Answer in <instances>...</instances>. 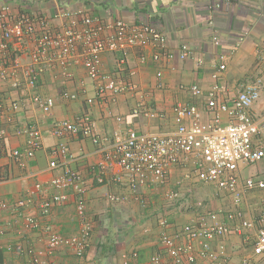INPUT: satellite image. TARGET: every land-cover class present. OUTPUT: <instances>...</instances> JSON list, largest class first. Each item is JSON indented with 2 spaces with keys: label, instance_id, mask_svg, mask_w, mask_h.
I'll list each match as a JSON object with an SVG mask.
<instances>
[{
  "label": "crops",
  "instance_id": "crops-1",
  "mask_svg": "<svg viewBox=\"0 0 264 264\" xmlns=\"http://www.w3.org/2000/svg\"><path fill=\"white\" fill-rule=\"evenodd\" d=\"M1 5L8 6L14 16L45 18L51 30H60L71 19L80 28L83 16L103 25L121 20L136 26L147 20L165 35L172 56L154 46H128L125 39L116 50L104 51L100 75L134 84L115 94L105 91L97 95L104 79H92L80 62L45 71L35 90L13 88L8 80L0 79V264H123L122 254L127 264H162L169 260L160 243L162 233L188 248V237L181 229L186 224L197 225L201 218L209 223L211 212L219 213V219L231 228L262 213L264 187L243 190L239 184L241 201L235 204L232 194H216L213 185L201 183L191 166H173L164 181L141 184L132 191L120 167L104 161L99 149L103 144H94L78 133L55 136L52 130L55 122L73 121L87 113L94 133L108 137L109 143L114 133L124 138L128 128L142 133L167 132L175 129L171 111L175 104L190 105L202 121L212 122L217 116L219 123H226V112L207 110L204 94L213 85L212 73L220 64L225 66L216 80L225 88L218 93L220 102L231 105L240 82L255 76L264 82V63L260 60L264 51V0H0ZM182 45L187 46L189 55L183 60L179 59ZM32 46L33 41L27 39L21 53L24 63L29 61L27 52ZM156 53L158 60L153 59ZM192 85L200 88L201 96L191 93ZM64 91L76 97H63ZM46 97L54 101L47 113L38 106ZM12 103L18 108L12 109ZM138 104L163 112L165 118L133 113ZM252 115L264 122V86ZM30 126L41 133L40 148L29 158L12 156L13 150L27 147L23 130ZM260 141L264 149V133ZM60 143L66 148L64 155L58 152ZM51 161L56 162L55 168L49 167ZM244 166L237 171L241 181L252 176L264 182V158L248 169ZM65 168L78 171L85 180L84 222L77 213V195L71 189H67L63 202L51 203L48 211L41 212L38 207L55 192L50 180ZM36 184L42 188L36 191ZM167 191H177L179 199L169 201ZM110 196L120 199L112 201ZM21 199L28 200L27 205H18ZM236 209L242 216L228 221L225 214ZM29 217L35 227L26 221ZM162 218L165 225L160 224ZM85 222L90 234L81 256L65 246L47 248L51 231L81 236ZM254 240L255 230L242 228L241 233L215 238L211 249L218 252L221 264H240L244 259L248 264H264L263 256L252 252ZM190 249L197 264L206 261L198 255L197 244L191 243ZM154 255L160 257L158 263L151 261ZM181 259L187 264L185 253Z\"/></svg>",
  "mask_w": 264,
  "mask_h": 264
},
{
  "label": "built area",
  "instance_id": "built-area-1",
  "mask_svg": "<svg viewBox=\"0 0 264 264\" xmlns=\"http://www.w3.org/2000/svg\"><path fill=\"white\" fill-rule=\"evenodd\" d=\"M81 23L79 28L77 22L71 19L70 23L60 30H51L48 29L47 19L34 20L27 15L14 16L8 6L1 5L0 79L8 80L13 88L23 86L35 90L40 75L45 71L56 66L66 69L71 62H80L92 79L98 77L104 79V83L97 87V95L105 91L115 94L131 89L134 84L123 79L116 81L100 75L101 55L104 51L116 50L120 46L119 42L125 39L128 46H154L167 57L172 56L167 49L165 35L147 20L141 21L136 26H130L121 20L103 25L97 22V19L83 16ZM27 39L33 41V46L27 52L29 61L24 63L21 53ZM213 41L217 43L216 38ZM188 56L187 46H180L179 59L183 60ZM153 59L158 60L159 53L154 54ZM260 60L264 63V51L260 52ZM224 68V64H220L212 73L214 83L205 92L204 97L207 110L211 112L218 110L228 114L229 120L226 123H219L217 116L212 122L202 121L190 105L175 104L171 107L175 129L167 132L142 133L128 128L124 138L114 133V139L109 143L108 137H100L94 133L91 117L83 113L73 121L55 122L52 133L55 136L78 133L89 137L94 144L99 146L103 144L99 149L103 152L104 161L115 162L120 167L132 191L141 184H157L164 181L173 166H191V172L201 183L213 185L216 194H232L234 203L239 204L241 201L239 184L243 190L264 187L262 180L249 176L241 181L237 175L240 166L255 164L264 158V149L260 141L264 133V122L255 119L252 115V107L259 100L264 82L261 76L240 82L231 105L220 102L218 93L223 92L225 88L216 80L217 73ZM157 75L159 76L160 72ZM190 90L196 96L202 95V91L196 85H192ZM62 96L76 97L75 94L66 91L62 92ZM90 101L91 99L88 100ZM53 102L51 97H46L39 101L38 106L47 113ZM11 108L17 109L18 104L12 103ZM132 111L148 118H165L163 112L152 110L142 104L136 105ZM186 119H188L187 125ZM23 132L27 136V147L23 151L13 150L11 155L16 158L32 157L42 144L41 133L36 127L30 126ZM58 152L61 155L66 153L63 143L58 145ZM56 165L55 161L49 162L50 168H55ZM98 180L101 181V178ZM49 184L55 192L39 202L38 207L41 212L48 211L51 203L63 202L67 196V189H71L77 195L75 200L77 213L81 222H84L83 193L86 184L82 175L76 170L65 168L62 174L53 177ZM41 188L40 184L35 185L36 191ZM165 195L169 201L179 199L177 191H167ZM119 199L118 196H110L112 201ZM27 201L21 199L17 204L25 206ZM225 215L226 219L231 221L241 217L242 212L236 209ZM208 216L209 223L201 218L197 225L186 224L181 229V233L188 237V248L176 244L173 237L165 233L161 234L160 243L169 256V260L163 261L162 264H183L181 259L183 253L187 264H197L195 255L189 252L191 243L198 245V255L206 259L202 264H221L218 252L211 249V242L231 232L241 233L242 228L255 230L252 252L255 255H262L264 260V205L259 216L252 220L242 219L234 228L221 221L219 213L211 212ZM26 221L30 226H36L31 217ZM160 224L165 225L166 219H160ZM83 226L81 236H65L51 231L47 248L52 250L58 246H65L81 256L87 247L86 237L90 234L88 223L85 222ZM219 249L222 252L221 246ZM121 257L124 259L123 264H127L126 255L122 254ZM151 261L158 263L160 257L154 255ZM240 264H248V260L244 259Z\"/></svg>",
  "mask_w": 264,
  "mask_h": 264
},
{
  "label": "rangeland",
  "instance_id": "rangeland-1",
  "mask_svg": "<svg viewBox=\"0 0 264 264\" xmlns=\"http://www.w3.org/2000/svg\"><path fill=\"white\" fill-rule=\"evenodd\" d=\"M245 167V169H248L249 167H250V165H246V166H244Z\"/></svg>",
  "mask_w": 264,
  "mask_h": 264
}]
</instances>
